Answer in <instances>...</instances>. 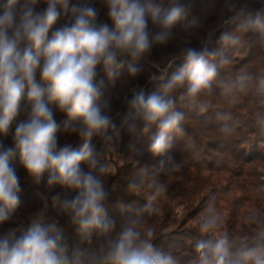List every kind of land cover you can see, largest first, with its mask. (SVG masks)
I'll return each mask as SVG.
<instances>
[{"label":"clouds","instance_id":"1","mask_svg":"<svg viewBox=\"0 0 264 264\" xmlns=\"http://www.w3.org/2000/svg\"><path fill=\"white\" fill-rule=\"evenodd\" d=\"M253 2L223 0L230 15L222 24L236 28L223 32L222 48L213 50L218 29L208 30L198 48L187 35L204 27L217 0H0V138H12L10 146L0 139V264H181L157 246L154 228L139 214L109 215L110 168L103 154L125 132L146 135L155 129L149 152L158 158L156 171H179L169 155L174 137L184 132L178 102L208 110L219 74L214 61L231 63L223 48L239 45L238 33H251L264 46V9L253 11ZM182 33L187 35L179 66L152 90L130 88L114 109L105 98L109 84L125 67L130 77L138 76L140 62ZM251 79L241 72L230 88L243 91ZM17 159L24 179L48 193L43 208L23 222ZM150 171L137 170L129 193L143 187ZM152 187L140 210L149 214L167 190L155 181ZM49 209L57 218L45 222ZM194 223L207 238L197 242L191 264H264V232L254 246L221 232L213 202Z\"/></svg>","mask_w":264,"mask_h":264},{"label":"trees","instance_id":"2","mask_svg":"<svg viewBox=\"0 0 264 264\" xmlns=\"http://www.w3.org/2000/svg\"><path fill=\"white\" fill-rule=\"evenodd\" d=\"M259 9H264V0H254L252 10ZM228 15L223 0H217L216 9L203 28L194 29L190 35L182 33L167 46L154 49L150 57L137 65L140 72L135 78L129 76L125 67L107 88L105 98L114 109H119L123 94L129 93L130 88H155L179 66L177 54L185 35L191 46L198 48L208 30L218 29L211 47L221 49V34L236 28L235 24H222V19ZM238 35L239 45L223 48V55L231 63L214 61L218 63L219 74L213 82V94L208 98V110L201 112L178 102L185 113L184 132L174 137L169 155L180 165L179 171L168 167L156 171L158 158L149 152L150 136L155 129L146 135L125 132L120 142L103 154L110 168L105 177L111 192L106 205L109 215L119 219L139 214L146 226L154 228L157 246L179 257L181 264H191L197 256V242L207 238L194 222L209 201L221 215V232L252 246L264 232V46L255 43L251 33ZM245 71L252 76L247 89L230 88L236 77ZM225 113L231 118L221 119ZM57 119L64 118L58 115ZM0 139L6 146L12 143L11 136ZM65 139L61 134L60 142ZM70 142L78 143L75 138ZM13 164L24 189L19 210V219L23 222L43 208L42 197L48 193L44 186L32 185L24 179L18 159ZM141 167H148L150 175L137 193H129L127 184ZM153 181L165 184L167 190L155 202L157 211L149 214L140 210L154 190ZM56 218V213L49 209L45 222ZM60 223H64L62 218Z\"/></svg>","mask_w":264,"mask_h":264},{"label":"rangeland","instance_id":"3","mask_svg":"<svg viewBox=\"0 0 264 264\" xmlns=\"http://www.w3.org/2000/svg\"><path fill=\"white\" fill-rule=\"evenodd\" d=\"M112 86V84H109V86L108 87H111Z\"/></svg>","mask_w":264,"mask_h":264}]
</instances>
